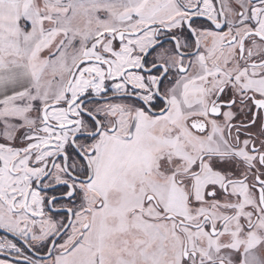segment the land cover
<instances>
[{"label":"snow or ice","instance_id":"6c2138e0","mask_svg":"<svg viewBox=\"0 0 264 264\" xmlns=\"http://www.w3.org/2000/svg\"><path fill=\"white\" fill-rule=\"evenodd\" d=\"M0 264H264V0H0Z\"/></svg>","mask_w":264,"mask_h":264}]
</instances>
